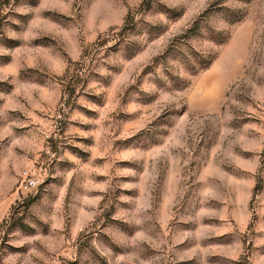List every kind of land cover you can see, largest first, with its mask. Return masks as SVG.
<instances>
[{"label":"rangeland","instance_id":"obj_1","mask_svg":"<svg viewBox=\"0 0 264 264\" xmlns=\"http://www.w3.org/2000/svg\"><path fill=\"white\" fill-rule=\"evenodd\" d=\"M0 264H264V0H0Z\"/></svg>","mask_w":264,"mask_h":264},{"label":"built area","instance_id":"obj_2","mask_svg":"<svg viewBox=\"0 0 264 264\" xmlns=\"http://www.w3.org/2000/svg\"><path fill=\"white\" fill-rule=\"evenodd\" d=\"M33 186H35V179L31 175H29L27 172H24L23 179L20 183V188L22 190H29Z\"/></svg>","mask_w":264,"mask_h":264}]
</instances>
